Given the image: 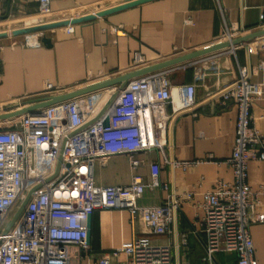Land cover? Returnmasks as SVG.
Listing matches in <instances>:
<instances>
[{
	"label": "crops",
	"instance_id": "obj_1",
	"mask_svg": "<svg viewBox=\"0 0 264 264\" xmlns=\"http://www.w3.org/2000/svg\"><path fill=\"white\" fill-rule=\"evenodd\" d=\"M108 1L111 0H52L48 20L58 22L95 14L90 11L92 6ZM39 15L36 0H0L1 23L29 22ZM69 27L74 28L73 33H68L67 27L44 33L51 39V47L41 39L40 46H26V36L0 41V104L13 98L34 101L43 97L47 84L62 93L69 92L231 42L225 40L230 33L236 40L264 30V0H154ZM255 40L259 46L256 52L251 53L245 43L230 46L200 58L201 62L187 70L170 74L173 101L166 108L170 121L165 152L156 149L134 156L142 161L138 167L132 166L134 157L128 155L104 158L94 166V178L100 186H126L139 178L147 186L138 201L141 206H161L174 194L195 193L194 199L182 202L176 212L175 235L152 236L157 244L172 242L175 257L181 254V264H206L205 238L198 234L204 216L199 203L217 182L234 181L233 170L226 162L234 149L238 108L233 102L223 105L222 96L217 95L236 86L244 70L247 79L261 88L252 116L255 127L264 134V69L259 68L264 62V36ZM137 53L147 63L134 68ZM188 84L196 86L198 103L182 110L180 90ZM173 162L190 165L173 167ZM153 164L159 165V179L168 187L166 190L152 187ZM248 182L253 190L264 185V162H249ZM146 235L145 223L140 217L133 222L128 210H99L91 218L88 248L72 247V264H98L103 255ZM182 235L188 238L187 248L181 246ZM250 235L257 263L264 264V223L251 225ZM182 254H188L183 262ZM126 260L121 253L112 263ZM216 261L237 264L238 259L235 253H219Z\"/></svg>",
	"mask_w": 264,
	"mask_h": 264
},
{
	"label": "built area",
	"instance_id": "obj_2",
	"mask_svg": "<svg viewBox=\"0 0 264 264\" xmlns=\"http://www.w3.org/2000/svg\"><path fill=\"white\" fill-rule=\"evenodd\" d=\"M36 1L40 19L35 18L33 24L37 25L40 20L49 21L52 0ZM66 31L73 33L74 28L67 27ZM41 37V33L26 35L24 45L40 46ZM233 38L232 33L225 36L227 41ZM245 46L251 53L259 49L257 40ZM201 60L133 79L118 92L105 114L102 110L117 88L46 107L38 115L25 114L0 123V264H72V247L88 248L89 217L99 210L116 208L128 210L133 222L140 217L148 236L133 238L103 255L98 264H113L121 253L127 256L121 264H181V254L175 257L172 242L157 244L152 236L172 238L176 212L182 202L193 200L195 193L174 194L161 206H141L138 201L147 186L139 178L126 186H100L94 178V166L99 160L118 155L134 157L156 149L165 152L170 121L166 108L173 101L169 76ZM146 63L141 54L134 55V68ZM259 68L264 69V62ZM260 89L247 79L244 70L237 85L222 94L223 105L233 102L238 108L234 149L226 162L233 170L234 181L217 182L199 203L204 216L198 234L205 238L206 264H217L219 253H235L237 264H258L250 226L264 223V185L252 189L248 165L254 159L264 162V134L255 127L252 116ZM180 91L182 110L197 105L195 85H185ZM54 92L60 94L62 90L47 84L42 95ZM27 100H6L0 104V113L22 109ZM107 115L110 124L104 127ZM141 162L134 157L132 166L138 167ZM189 165L173 162V167ZM151 169L152 187L166 190L168 187L159 179V165L153 164ZM187 239L186 235L180 236L184 248Z\"/></svg>",
	"mask_w": 264,
	"mask_h": 264
},
{
	"label": "water",
	"instance_id": "obj_3",
	"mask_svg": "<svg viewBox=\"0 0 264 264\" xmlns=\"http://www.w3.org/2000/svg\"><path fill=\"white\" fill-rule=\"evenodd\" d=\"M151 1H154V0H118L116 2L115 7L105 9V10H103L101 12H97L95 14H89L88 16H84L82 18L73 19V20L58 21V22L57 21L40 20L39 23L35 26L17 29V30H13L12 32L0 34V41L4 40L6 38L23 37L26 35L40 34L41 33L42 34L41 42L45 46L51 47L52 46L51 39L44 34L46 31L58 29V28H62V27H69L72 25L80 24V23H85L88 21L95 20L97 18L106 17V16L111 15L113 13L131 8L134 6H138V5L147 3V2H151ZM263 36H264V30H261L258 32L248 34L242 38L232 40L231 42L219 43V44L210 46L208 48H205V49H202V50H199L196 52H192V53L180 56V57H176V58H172L169 60H165V61H161V62L152 64L146 68L131 72L129 74L120 76L118 78L105 80V81L98 82L95 84H91L88 86H84L82 88H78V89H75V90H72L69 92L60 93L58 95L44 96V97L35 99L34 101L25 103V105L23 106L22 109L0 113V123L13 120V119H15L19 116L25 115V114L38 115L46 107H49V106H52V105H55V104H58V103H61L64 101L76 99V98H79V97H82V96H85V95H88V94H91L94 92H98L101 90H105L108 88H117L116 95L113 97L111 102L102 110V114H105V113H108L109 107H110L112 101L118 95V92L122 91L128 85V83L130 81H132L133 79H135L139 76H143V75H147L149 73L168 69V68H171L173 66H177V65H180L183 63L192 62V61L198 60L204 56L210 55L212 53L227 49L230 46H238V45H242L244 43L247 44V43H249V42H251L257 38H261ZM250 71L251 70L249 69L248 70L249 74H250ZM225 91H227V90H225ZM225 91L221 92L217 96H222V94ZM109 124H110V117H109V115H107L103 125H104V127H108ZM28 199H29V197H27L25 199V201L23 202L19 212L24 208ZM91 218H92V216H90L88 219V238H87L88 242H89L90 235H91Z\"/></svg>",
	"mask_w": 264,
	"mask_h": 264
},
{
	"label": "rangeland",
	"instance_id": "obj_4",
	"mask_svg": "<svg viewBox=\"0 0 264 264\" xmlns=\"http://www.w3.org/2000/svg\"><path fill=\"white\" fill-rule=\"evenodd\" d=\"M117 1L118 0H111V1H108V3L99 2L100 4L98 3L95 6H92L93 8L90 11H92V12H101V11H103L105 9H108V8H111V7H115ZM38 19H40V18H38ZM30 20L31 21H29V22L22 21V22H19V23H16V22H13V21L12 22H5V23H3V22L1 23L0 22V34L8 33V32H11L13 30H16V29H22V28H26V27L35 26L36 24L31 23V22H34L35 19L33 18V19H30ZM16 24H18L19 27H16ZM23 37H22V39H23ZM19 38H21V37H19ZM164 239L165 238H163V240ZM183 257L186 258V255L182 254V262H183ZM203 261H204V259H203ZM184 263L186 264V262H184Z\"/></svg>",
	"mask_w": 264,
	"mask_h": 264
}]
</instances>
